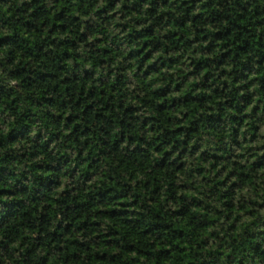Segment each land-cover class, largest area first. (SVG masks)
<instances>
[{
	"label": "trees",
	"instance_id": "1",
	"mask_svg": "<svg viewBox=\"0 0 264 264\" xmlns=\"http://www.w3.org/2000/svg\"><path fill=\"white\" fill-rule=\"evenodd\" d=\"M0 264H264V0H0Z\"/></svg>",
	"mask_w": 264,
	"mask_h": 264
}]
</instances>
